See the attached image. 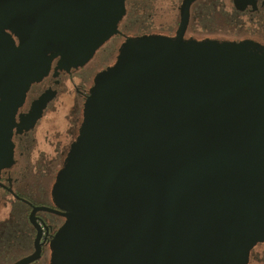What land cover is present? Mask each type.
<instances>
[{
    "label": "water",
    "instance_id": "1",
    "mask_svg": "<svg viewBox=\"0 0 264 264\" xmlns=\"http://www.w3.org/2000/svg\"><path fill=\"white\" fill-rule=\"evenodd\" d=\"M86 4L92 16L74 14L60 33L87 47L84 60L124 14L120 0ZM11 29L18 47L0 34V174L13 162L16 111L41 79L26 62L50 34ZM53 196L66 213L30 218L66 219L52 264H245L264 243V57L182 35L129 43L95 80Z\"/></svg>",
    "mask_w": 264,
    "mask_h": 264
},
{
    "label": "flooded vegetation",
    "instance_id": "2",
    "mask_svg": "<svg viewBox=\"0 0 264 264\" xmlns=\"http://www.w3.org/2000/svg\"><path fill=\"white\" fill-rule=\"evenodd\" d=\"M22 1L27 11L19 13ZM120 1L124 14L116 34L84 60L87 47H74L60 33L74 14L84 22L92 16L86 0H0V34L8 42L20 45L11 29L17 26H42L50 32L38 62L32 68L26 62V70L40 71L41 79L16 111L13 162L0 174V210L5 214L0 217V264H52V244L66 219L39 211L32 217L36 227L31 215L37 208L67 212L53 196L58 175L78 141L97 76L117 63L129 43L176 41L182 35L184 42L239 45L264 57V0H192L186 12L187 0ZM245 264H264V243L250 251Z\"/></svg>",
    "mask_w": 264,
    "mask_h": 264
},
{
    "label": "rangeland",
    "instance_id": "3",
    "mask_svg": "<svg viewBox=\"0 0 264 264\" xmlns=\"http://www.w3.org/2000/svg\"><path fill=\"white\" fill-rule=\"evenodd\" d=\"M0 217L1 218L5 217V214L3 212V209L0 210ZM19 225H21L24 229L28 228V225H27L26 221H20ZM29 241L30 242L32 241V238L31 237H30Z\"/></svg>",
    "mask_w": 264,
    "mask_h": 264
}]
</instances>
